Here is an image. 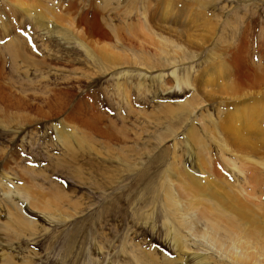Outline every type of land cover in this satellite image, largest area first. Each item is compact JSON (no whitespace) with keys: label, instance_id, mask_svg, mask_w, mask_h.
<instances>
[{"label":"rangeland","instance_id":"obj_1","mask_svg":"<svg viewBox=\"0 0 264 264\" xmlns=\"http://www.w3.org/2000/svg\"><path fill=\"white\" fill-rule=\"evenodd\" d=\"M15 4L0 0V92L26 108L0 105V264H264V88L212 94L264 74V0ZM242 115L257 152L230 140ZM186 171L230 210L194 204Z\"/></svg>","mask_w":264,"mask_h":264},{"label":"bare ground","instance_id":"obj_2","mask_svg":"<svg viewBox=\"0 0 264 264\" xmlns=\"http://www.w3.org/2000/svg\"><path fill=\"white\" fill-rule=\"evenodd\" d=\"M13 1V0H12ZM18 1L19 0H17V4H15V6H16V8L17 9H19V10H22V11H24V12H27V10H26V8H23L22 7V5L21 4H18ZM15 2H16V0H15ZM21 2V1H20ZM19 2V3H20ZM176 5V4H175ZM173 6H174V4L171 2V1H169L168 2V4L166 5V8H165V10H166V15H165V19L166 20H168L169 18L172 20V22H173V24L174 23H176L177 21H178V19H180V20H182L183 19V15L181 14V15H179V17H177L176 15H174L172 12H173ZM41 11V10H40ZM185 12V11H184ZM36 13H37V11H36ZM164 13V14H165ZM179 14H180V11H179ZM59 15H61V14H59ZM63 15V14H62ZM65 15V14H64ZM38 16H40L41 18H43V20H45L44 19V17H43V14H42V12H41V14L40 15H38ZM57 16V15H56ZM58 17H60V16H58ZM173 18V19H172ZM58 19V18H57ZM169 19V20H170ZM186 19V18H185ZM184 19V20H185ZM37 20V19H36ZM62 20V19H61ZM64 21H65V19H63ZM164 20V19H163ZM59 21V20H58ZM45 22V21H44ZM62 22V21H61ZM183 22V21H182ZM47 23V22H46ZM173 24H171V25H173ZM170 25V24H169ZM170 25V26H171ZM248 25V24H247ZM58 28H61V27H59V26H57ZM165 27V29H167L168 31H170L171 33H173L174 35H176L182 42H186L187 44H189V45H195L196 47H199V48H205V46H207V43H204L205 41L204 40H201L202 41V44L201 45H198L197 43H196V41H194V39H192V35H190V36H187L188 34H184V33H180V32H172L171 30H174V29H172L171 27H167V26H164ZM173 27H174V25H173ZM248 27V26H247ZM160 28V27H159ZM249 28V27H248ZM57 29V28H56ZM204 29H206V28H204ZM250 29V28H249ZM64 30V29H63ZM160 30H161V28H160ZM55 31H57V30H55ZM66 31V30H65ZM164 31V30H163ZM203 31V30H202ZM67 32V31H66ZM68 32H71V31H68ZM67 32V33H68ZM198 32V31H197ZM58 33V32H57ZM60 33V32H59ZM72 33V32H71ZM207 33V32H206ZM70 34V33H69ZM172 34V35H173ZM79 35V34H78ZM196 36V35H195ZM199 36V35H198ZM79 37V36H78ZM68 38V37H67ZM201 38V37H200ZM211 39V38H210ZM245 39H246V37H243V40H241L240 42H237V43H239V44H237L238 46L236 47L235 45H234V43L233 44H230V46L228 45V47H226V50H225V54L226 55H228L229 57H243L244 56V51L241 49L240 51H239V49L242 47V46H244V44H245ZM248 39V38H247ZM199 40V39H198ZM264 39H262V41H263ZM82 41V40H81ZM212 41V40H211ZM262 43V42H261ZM203 45V46H202ZM232 45H234V48L232 47ZM263 45H264V42H263ZM17 46V47H16ZM16 46H14L13 48H14V53H16V54H20L21 53V47H18V45L16 44ZM181 46V45H180ZM184 46V45H183ZM184 48V47H183ZM191 49V48H190ZM197 49V48H196ZM196 49H194V50H196ZM183 50V49H182ZM192 50V49H191ZM262 51H264L263 49H261ZM188 51H189V49H188ZM223 52V51H222ZM260 53H264V52H260ZM231 55V56H230ZM262 55H264V54H262ZM261 55V56H262ZM20 56V55H19ZM24 56V55H23ZM110 56V55H109ZM221 56V55H220ZM23 58V57H22ZM103 58H105V57H103ZM108 58V57H107ZM27 59V58H26ZM234 59H237V58H234ZM232 60H233V58H232ZM237 61V60H236ZM263 69V68H262ZM261 73H262V71H260ZM259 72V73H260ZM261 73L260 74H253V76L252 75H249V76H247L246 77V79H245V81H241V80H238L236 83H235V85L234 86H229L227 89H221V90H218V91H215V90H213L212 91V94L214 95V96H218L220 99H230V98H233V99H238V98H240L238 95L239 94H242V93H244L247 89H249V88H253V89H257V88H264V74L262 73V75H261ZM216 84L215 83H211L210 84V86H215ZM211 91V90H210ZM204 93H209V92H207L206 90H204L203 91ZM68 93V92H67ZM66 98V97H65ZM51 99V98H50ZM58 99V98H57ZM61 99V98H60ZM49 100V99H48ZM63 100V99H62ZM215 100H216V98H215ZM60 102V101H59ZM25 103L26 102H24V101H14V100H11V98H7V96H4L1 92H0V105L1 104H3V106L5 107V108H7V109H22V108H26V106H25ZM55 103V102H54ZM52 104V103H51ZM50 104V105H51ZM32 105H30V107H31ZM62 106H64V104L62 103ZM80 106V105H79ZM55 107V106H54ZM81 108H83V107H81ZM81 108L80 107H77V108H75L74 109V111H73V113L72 114H74V115H76V114H78V112L81 110ZM42 112V111H41ZM40 113V112H39ZM51 114V113H50ZM48 115V114H47ZM40 116H43V115H41L40 114ZM95 116V115H94ZM243 117L245 118L244 119V125L245 126H243L242 125V123H240L241 121L243 122ZM45 118V117H44ZM50 118V117H49ZM69 118H71V117H69ZM78 118V117H77ZM47 119V118H46ZM89 119V118H88ZM237 120H240V122H238L237 123V125L235 126L233 123H234V121H233V123H227L226 125H225V127H226V130H227V132H228V134H229V137H230V140L231 141H233L234 143H239V144H242V145H244V146H247L246 148H250V149H252V151L253 152H257L256 151V149L253 147V146H251L250 145V141H248V142H246V141H242V139H245L242 135H241V133H240V131H244V132H249V135H251V136H255L256 135V133L254 132V131H249L250 130V127L251 126H246L247 125V122H245V120L247 121L248 120V124H250L249 123V121H251V122H253V119H252V117L251 116H248V115H242V116H240ZM72 121V120H71ZM74 121V120H73ZM101 121V120H100ZM75 122V121H74ZM80 122V121H79ZM94 123V122H93ZM80 124V123H79ZM89 124V123H88ZM88 126H90V125H88ZM96 126V125H95ZM98 127H100V126H98ZM91 128V127H90ZM93 129V128H92ZM96 129H98V128H96ZM57 130H58V128H57ZM95 130V129H94ZM93 130V131H94ZM103 131H104V129H102ZM97 131V130H96ZM108 131V130H107ZM95 132V131H94ZM97 132H99V131H97ZM109 132H110V130H109ZM108 132V133H109ZM96 133V132H95ZM94 133V134H95ZM106 134V133H105ZM58 135L60 136V135H62V132H58ZM71 135V134H70ZM107 135V134H106ZM109 135V134H108ZM110 135H112L111 133H110ZM111 137V136H110ZM105 138H106V136H105ZM112 138V137H111ZM117 138V137H116ZM119 139V138H118ZM107 140H108V138H107ZM109 140H111V139H109ZM129 140V139H128ZM263 140V143H264V135H261L260 134V140L259 141H262ZM107 144V143H106ZM264 146V145H263ZM202 173V172H201ZM192 176V175H191ZM190 175H189V173L186 171V175H185V177H184V179L183 178H181V179H179V182L184 186V189L187 191V192H189L192 196H191V198H192V200L193 201H195V203L194 204H197V205H203L204 206V208H209L208 210H214L215 209V207H214V203L215 204H221L220 206H222L223 208H225L224 207V205H223V203H221V202H219L218 201V199H217V197L215 196V194H212L211 196L208 194V192L210 191V189H211V186L210 185H208V184H206V183H203L201 180H197L196 179V177H191ZM200 179H201V177H200ZM206 180V179H205ZM210 198H212L213 199V203H209V202H205V203H202V201H206V200H208V199H210ZM220 201H222V199L220 200ZM213 204V205H212ZM221 207V208H222ZM235 207H237V209L239 208L240 209V207H238V206H235ZM234 207V208H235ZM233 208V207H232ZM227 211L228 210H230L229 208H225ZM219 210H221V209H218V211ZM225 210V211H226ZM233 211V210H232ZM232 211H230L231 212V214H232V216L233 215H236L238 218H240V219H242V222H247V216H246V214H244V213H241V212H237L236 210H234L235 212H232ZM220 214L222 215V216H224V212H222V211H220ZM226 214V213H225ZM228 215H230V213H227ZM234 218V217H233ZM232 217H231V219H230V222L229 223H232V224H236V227H234L235 229L237 228V227H240L241 228V226L240 225H238L237 223H236V220L235 219H233ZM229 223H227V222H225V224L227 225V224H229ZM217 224V223H216ZM220 225H221V223L220 224H218L217 226L218 227H216L217 229L218 228H220ZM230 227L231 226H233V225H229ZM214 227V226H213ZM242 227H245V226H242ZM218 230H220V229H218ZM229 230V229H228ZM209 231V230H208ZM207 235H210L209 234V232L207 233ZM176 246H177V248L178 249H180L179 248V244L178 243H176ZM201 254V253H200ZM199 256V255H198ZM200 260L202 261V262H207V257H204L203 255H201V258H200ZM200 261V262H201Z\"/></svg>","mask_w":264,"mask_h":264}]
</instances>
